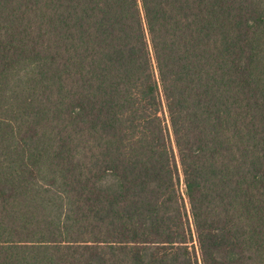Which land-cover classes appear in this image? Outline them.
Masks as SVG:
<instances>
[{
    "label": "trees",
    "instance_id": "trees-1",
    "mask_svg": "<svg viewBox=\"0 0 264 264\" xmlns=\"http://www.w3.org/2000/svg\"><path fill=\"white\" fill-rule=\"evenodd\" d=\"M0 264H264V0H0Z\"/></svg>",
    "mask_w": 264,
    "mask_h": 264
}]
</instances>
